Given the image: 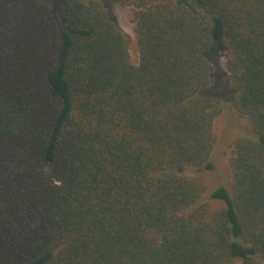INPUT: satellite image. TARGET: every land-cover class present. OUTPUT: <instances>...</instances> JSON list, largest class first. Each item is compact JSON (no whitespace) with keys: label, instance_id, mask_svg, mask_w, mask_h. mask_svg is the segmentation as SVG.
<instances>
[{"label":"trees","instance_id":"obj_1","mask_svg":"<svg viewBox=\"0 0 264 264\" xmlns=\"http://www.w3.org/2000/svg\"><path fill=\"white\" fill-rule=\"evenodd\" d=\"M223 100L253 133L204 200ZM0 264H264V0H0Z\"/></svg>","mask_w":264,"mask_h":264},{"label":"rangeland","instance_id":"obj_2","mask_svg":"<svg viewBox=\"0 0 264 264\" xmlns=\"http://www.w3.org/2000/svg\"><path fill=\"white\" fill-rule=\"evenodd\" d=\"M131 3V2H130ZM58 0H53L54 9H57ZM117 19L120 27L130 36V55L133 63L138 64L140 60L138 35L134 21L135 7L133 4H124L118 1L112 2L109 7ZM226 54L221 51L216 59H213L214 83L217 91H225V82L228 83L230 73L226 68ZM224 87V89H223ZM222 111L215 119V148L212 155V170L203 167H191L187 173L201 176L207 185L203 193L204 200L210 197L212 190L219 185L230 187V157L234 150V142L237 138L251 135L253 133L252 123L249 117L241 114L231 106L229 102H222Z\"/></svg>","mask_w":264,"mask_h":264}]
</instances>
